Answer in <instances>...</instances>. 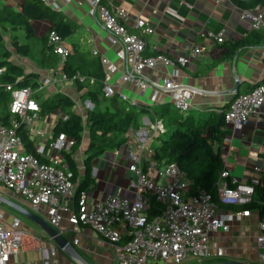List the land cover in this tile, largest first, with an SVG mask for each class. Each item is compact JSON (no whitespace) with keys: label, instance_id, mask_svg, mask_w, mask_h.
<instances>
[{"label":"crops","instance_id":"1","mask_svg":"<svg viewBox=\"0 0 264 264\" xmlns=\"http://www.w3.org/2000/svg\"><path fill=\"white\" fill-rule=\"evenodd\" d=\"M94 0H54L49 8L55 17L64 18L76 29L64 39L65 47L71 54H87L90 60L97 61L105 75V85L114 87L116 95L123 104L137 110L150 107L148 114L140 116L136 125L126 133V143L123 146L110 149L90 162L88 194L90 202L103 200L109 196L118 195L133 200L136 189L132 182L137 181L135 173L129 170L132 159L129 152H135L147 166L148 151H152L159 138L165 135L157 133L154 125L163 119L154 115V110L170 108L174 111L173 94L164 89L141 91L133 83H123L122 75L132 70V60H120L117 57V45H113L109 35L101 26L97 13L91 3ZM111 9L123 8L127 12L125 25L132 33H138L135 27L138 19L145 20L152 28L146 36L148 54L159 53L171 59L188 56L189 52L198 47H204L205 52L194 57L180 70L179 81L184 85V95L190 101L188 113L207 115L222 111L232 100L241 94L250 92L264 80V33L254 31L248 21L241 20V7L235 0L217 3L215 0H100ZM251 8L263 7L259 0H240ZM9 6L15 12H21L19 0H0L1 6ZM38 36H43L49 29V20L32 22ZM223 33L224 41L219 43L217 36ZM18 36H24L18 33ZM7 44V43H6ZM236 44L240 46L232 50ZM12 49L11 42L10 46ZM97 50L99 56L94 55ZM18 56L14 63L21 65L27 72L38 73L41 85L34 89L37 101L52 99L59 95L71 97L76 106L73 111L87 118L88 111L94 108L93 103L83 98L86 89L80 90L74 80L64 79L60 66L55 69H43L36 66L28 70L24 64L27 58ZM60 58V56H58ZM101 57L116 67L114 72L105 70ZM13 59V57H12ZM39 66V65H38ZM40 67V66H39ZM171 68L157 67L146 70L143 76L148 81L162 80ZM50 79L53 86H44L43 79ZM51 86V87H50ZM45 88V89H44ZM48 88V89H47ZM43 90V91H42ZM124 96V98H122ZM64 115V114H63ZM62 118L60 112L47 117L40 116L37 127L45 131V138L29 136L34 145L45 144L54 138L52 129ZM164 127V125H163ZM27 132V129L24 128ZM90 143V131L86 127L84 134ZM83 141L74 153L77 163V187L86 179V162L88 149H84ZM47 149L42 158L53 162L59 160L67 164L64 152L55 153L46 144ZM145 151L142 152V148ZM71 151V150H70ZM69 153V152H66ZM223 165L239 181L256 185L264 175V110L253 115L240 130H233L227 125L226 138L222 149ZM0 195L33 212L28 204L22 203L10 191L2 189ZM76 195L65 200L68 208L62 223V235L68 238L74 250L87 264H117V253L109 242L89 227H76L69 223L76 209ZM0 201V220L9 227L14 218L22 221V229L26 232L24 244L18 254L12 255L8 264H53L55 251L59 264H83L75 257L56 246L47 235L26 217ZM222 206L221 214H230ZM261 217L257 211H251L250 216L240 219L233 218L227 222L228 230H220L210 235L211 255L198 261L190 259L183 264H215L223 262H240L245 264H264L259 258L263 251L257 246L259 222ZM78 240V243H75ZM48 254V256L46 255Z\"/></svg>","mask_w":264,"mask_h":264},{"label":"built area","instance_id":"2","mask_svg":"<svg viewBox=\"0 0 264 264\" xmlns=\"http://www.w3.org/2000/svg\"><path fill=\"white\" fill-rule=\"evenodd\" d=\"M226 3L228 0H215ZM48 8L54 0H41ZM98 20L113 45H117L120 60H132V70L122 75L123 83H133L141 91L164 89L173 94V106L181 113L189 112V99L184 95V85L179 81L180 70L192 58L202 55L204 47L192 49L188 56L171 59L157 54L146 56L148 48L146 36L152 28L143 19L136 21L138 33H132L125 25L127 12L123 8L111 9L100 0L91 3ZM241 20L248 21L254 31L264 33V7L241 8ZM49 44L63 64L70 51L64 40L55 32L49 34ZM217 41H224L223 33ZM95 56H99L97 50ZM264 56V53H263ZM101 63L108 72L116 67L108 59L101 57ZM157 67L171 68L162 80L148 81L143 73ZM3 70L0 71V73ZM64 79H68L64 75ZM9 106L11 119L4 124L0 119V191H10L22 203L28 204L35 214L44 216L51 227L62 234V223L68 208L64 202L76 195V185L68 176V166L59 160L42 162L38 156L45 155L46 144L55 153L70 152L74 140L60 136L45 144H38L36 155L25 152L19 132L26 128L28 136L45 138V131L37 127L40 121V107L35 98L36 91L31 87L13 89ZM103 93L110 98L116 95L114 87L105 85ZM124 98V96H122ZM264 110V80L250 92L236 96L225 115L226 123L233 130L242 129L253 115ZM64 120L67 116L62 114ZM157 133H163L162 121L154 125ZM145 147L142 148V152ZM132 164L129 170L135 173L136 189L133 200L113 195L103 200L90 202L88 194L81 192L75 213L69 223L76 227L85 226L96 231L112 244L117 253V264H183L190 259L203 261L210 257V235L220 230H228L227 222L233 218L250 216L249 211L232 212L222 215V206H235L249 203L255 196V185L239 181L224 168L218 180V200L202 191L188 197L190 182L186 175L175 165H159L148 151L146 171L143 159L135 152H129ZM164 206L160 215L150 218L148 210L151 201ZM3 214L0 212V220ZM22 221L14 218L9 227L0 222V264H8L12 255L18 254L24 244L26 232ZM258 248L263 251L259 258L264 262V216L259 222ZM78 243V240H75ZM48 256V254L46 253ZM53 264H59L55 251Z\"/></svg>","mask_w":264,"mask_h":264},{"label":"trees","instance_id":"3","mask_svg":"<svg viewBox=\"0 0 264 264\" xmlns=\"http://www.w3.org/2000/svg\"><path fill=\"white\" fill-rule=\"evenodd\" d=\"M21 12H15L5 5L0 7V119L4 124H9L11 113L9 110L12 101L13 89L31 87L37 89L39 74L27 72L21 65L14 63V54L34 59L43 69H57L59 66L62 73L74 80L80 90L86 89L83 98L90 100L94 108L88 111L87 118L73 111L75 101L66 95H59L52 99L39 101L40 116L47 117L56 112L67 116L60 118L52 129L54 139L66 136L74 140V146L69 153L63 156L68 164V176L74 183L77 182L78 172L74 153L79 149L83 141L86 127L90 131V146L88 149V161L86 162V179L77 187L76 205L79 195L85 192L90 181V162L104 152L123 146L129 129L136 125L143 114L151 111L150 107H142L137 110L127 107L121 102L118 95L110 98L103 93L105 75L97 61L90 60L87 54H71L62 64L61 58L55 54L53 45L49 44V34L55 31L63 40L73 34L76 27L64 18H56L54 13L46 7L41 0H19ZM241 8H251L240 0H235ZM264 7V0H259ZM49 20L51 25L43 36L35 32L33 21ZM9 28L13 36L10 40L12 49L5 41L4 28ZM261 32V31H258ZM18 33L24 36V42L20 41ZM37 46V53L34 49ZM240 46L232 47L235 50ZM148 54V55H157ZM227 105L222 111L207 115L194 113H178L170 108L154 110L156 117L163 119L165 135L159 138L152 148V159L159 165H175L190 182L188 197L198 195L204 191L212 195L213 200H218V180L224 170L222 149L226 138L227 123L225 115L229 110ZM28 132V131H27ZM22 137L24 150L36 155V147L30 140L24 129L19 132ZM44 163L49 160L38 156ZM146 166L144 170L146 171ZM227 211L243 212L257 211L262 218L264 216V175L255 185V196L252 201L243 205L225 206ZM164 206L154 199L151 201L148 215L150 218L160 215Z\"/></svg>","mask_w":264,"mask_h":264},{"label":"water","instance_id":"4","mask_svg":"<svg viewBox=\"0 0 264 264\" xmlns=\"http://www.w3.org/2000/svg\"><path fill=\"white\" fill-rule=\"evenodd\" d=\"M0 201L5 205H7L9 208L19 213L20 215L29 219L32 223H34L37 227H39L47 235V237L60 249L67 252L69 255L75 257L83 264H87L82 259V257L74 250L68 238H66L58 231H56L53 227H51L44 216L35 214L34 212L3 197L2 195H0ZM215 264H245V263L230 261V262L215 263Z\"/></svg>","mask_w":264,"mask_h":264},{"label":"rangeland","instance_id":"5","mask_svg":"<svg viewBox=\"0 0 264 264\" xmlns=\"http://www.w3.org/2000/svg\"><path fill=\"white\" fill-rule=\"evenodd\" d=\"M3 33H4V36H5V41H6L7 45L10 46V40H11V38H12V36H13L12 31L7 27V28H4V29H3ZM19 39H20V41L24 42V39H23L22 36H19ZM37 51H38V49H37V46H36V48L34 49V53H37ZM17 59H18L17 54H14V55H13V60L15 61V60H17ZM27 60H28V63L24 64V66L26 67L27 70H28L30 67H33V66H36L37 68H41V67L38 66V64L36 63V61H35L34 59H28V58H27ZM43 84H44L43 87L48 86V85L53 86V85L51 84V82H50V79H48V77L43 79ZM51 86H50V87H51ZM45 88H46V87H45ZM45 88H44V89H45ZM47 89H48V88H47ZM42 91H43V90H42ZM126 106L128 107L129 105L126 104ZM174 111H175V112H178V113H181V112H179L178 110H176L175 108H174ZM187 113H188V112H187ZM84 135H85V136H84V149H89L90 143H89V141H88L87 138H86V133H85ZM7 209H9V208H7ZM59 263H61L60 260H59Z\"/></svg>","mask_w":264,"mask_h":264}]
</instances>
